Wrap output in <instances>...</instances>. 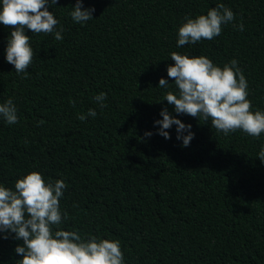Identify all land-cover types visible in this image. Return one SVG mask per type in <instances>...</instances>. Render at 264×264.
I'll use <instances>...</instances> for the list:
<instances>
[{"label":"trees","instance_id":"obj_1","mask_svg":"<svg viewBox=\"0 0 264 264\" xmlns=\"http://www.w3.org/2000/svg\"><path fill=\"white\" fill-rule=\"evenodd\" d=\"M218 3L235 20L212 40L177 47L184 17ZM75 4L49 7L62 40L26 30L34 53L27 78L6 61L11 29L0 24V103L11 98L18 116L14 125L0 117V184L14 188L32 171L62 179L68 218L60 227L119 240L124 264H264V133L225 136L177 114L157 87L160 78L173 82V51L220 67L235 59L251 110L264 111V0H83L95 8L84 24L69 15ZM101 92L103 109L94 100ZM165 107L191 125L189 146L176 125L170 139L158 134ZM90 108L95 117L77 118ZM2 237L0 264H16L22 241Z\"/></svg>","mask_w":264,"mask_h":264},{"label":"clouds","instance_id":"obj_2","mask_svg":"<svg viewBox=\"0 0 264 264\" xmlns=\"http://www.w3.org/2000/svg\"><path fill=\"white\" fill-rule=\"evenodd\" d=\"M57 3L58 0H0V24L11 29L6 61L14 66L17 74L24 73L23 78H27L34 54L26 30L34 34L55 33V40L63 39V27L56 30L59 22L49 11ZM94 12V7L84 8L83 0H76L69 15L74 22L84 24L93 19ZM234 20L235 14L223 3L210 8L206 15L186 16L178 28L177 47L196 44L202 39L212 40L221 34L222 25ZM238 28L243 31V23ZM170 58L175 63L168 65L167 75L173 82L160 78L157 87L165 90L164 100L174 105L177 114L210 123L212 129L225 136L237 130L256 138L264 133V111L251 110L248 83L237 60L220 67L203 55L189 57L173 51ZM172 84L175 91L169 90ZM106 99L104 92L94 97L102 109L107 107ZM70 103L74 106L76 102ZM96 115L90 108L87 114H79L77 118L85 121L87 116ZM160 115L163 119L154 122L159 125L158 134L170 139L166 130L176 125L177 139L182 140L183 147L189 146L194 138L191 125L172 116L167 107ZM0 117L9 125L18 122L17 108L11 98L0 103ZM152 134L145 132L144 135L151 137ZM258 158L264 163V146ZM66 187L62 179L45 181L37 171L17 179L14 188L0 184V233L3 239L14 234V239L22 241L15 248V253L22 257L16 264H124L119 240L81 235L79 231L60 227L62 219L68 218L60 207Z\"/></svg>","mask_w":264,"mask_h":264}]
</instances>
